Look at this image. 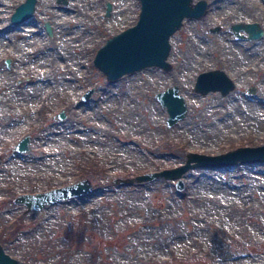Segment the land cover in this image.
I'll use <instances>...</instances> for the list:
<instances>
[{
    "label": "rangeland",
    "instance_id": "rangeland-1",
    "mask_svg": "<svg viewBox=\"0 0 264 264\" xmlns=\"http://www.w3.org/2000/svg\"><path fill=\"white\" fill-rule=\"evenodd\" d=\"M21 1L0 0L4 250L30 264H264V160L193 166L180 190L163 177L112 180L177 165L188 151L264 143V34L238 38L229 28L255 20L264 29V0H207L203 15L183 18L169 36L170 69L144 66L113 81L92 59L136 21L139 0H36L13 24ZM212 68L234 82L226 94L193 90L196 74ZM172 84L186 112L167 126L154 94ZM25 134L29 149L13 150ZM83 177L93 183L87 194L40 210L14 201Z\"/></svg>",
    "mask_w": 264,
    "mask_h": 264
},
{
    "label": "water",
    "instance_id": "water-1",
    "mask_svg": "<svg viewBox=\"0 0 264 264\" xmlns=\"http://www.w3.org/2000/svg\"><path fill=\"white\" fill-rule=\"evenodd\" d=\"M36 0H23L10 15V22L17 23L33 13ZM58 3H67V0H56ZM207 0H139V12L136 21L107 37L97 47L92 63L106 77L113 81L119 76L131 73L144 66H159L165 70L171 68L167 60L170 49L169 36L181 25L183 18L199 17L207 9ZM110 2H105L104 15L110 11ZM50 33V26L45 23ZM230 30L238 38L256 39L264 34V29L258 21H235L230 24ZM5 65L11 63L10 57H5ZM29 76L19 77L16 84L29 80ZM234 87V82L221 68H212L200 71L195 76L193 90L204 94L208 91H219L226 94ZM93 88L86 89L80 96L86 100ZM248 92L254 88L248 86ZM160 105L165 108L166 125L170 126L184 116L186 104L179 93L177 84H172L154 94ZM65 117V111L60 110L55 118ZM29 135L20 137L14 144L13 150L25 152L29 149ZM264 160V143L257 145H240L224 152L207 154L188 151L183 162L157 170L144 171L132 176L115 177L112 180L118 183H139L157 177L175 179L174 186L182 189L181 175L193 166H221L235 162ZM93 190V183L88 177L50 187L45 190L25 191L18 193L14 201L23 204L27 210H40L45 206L70 197L87 194ZM0 264H30L6 252L0 243Z\"/></svg>",
    "mask_w": 264,
    "mask_h": 264
},
{
    "label": "bare ground",
    "instance_id": "bare-ground-1",
    "mask_svg": "<svg viewBox=\"0 0 264 264\" xmlns=\"http://www.w3.org/2000/svg\"><path fill=\"white\" fill-rule=\"evenodd\" d=\"M6 5H7V4H6ZM25 24H28V23H25ZM26 26H27V25H25V27H26ZM22 28H24V27H22ZM22 28H21V29H22ZM27 29H28V27H27ZM29 29H30V28H29ZM27 31H28V30H27ZM31 32H32V31H31ZM17 33H18V32H17ZM19 34H20V33H19ZM27 34H28V33H27ZM27 34H26V35H27ZM32 34H33V33H32ZM2 35H3V34H2ZM33 35H34V34H33ZM12 36H13V35H12ZM31 36H32V35H31Z\"/></svg>",
    "mask_w": 264,
    "mask_h": 264
},
{
    "label": "flooded vegetation",
    "instance_id": "flooded-vegetation-1",
    "mask_svg": "<svg viewBox=\"0 0 264 264\" xmlns=\"http://www.w3.org/2000/svg\"><path fill=\"white\" fill-rule=\"evenodd\" d=\"M12 149H13V147H12Z\"/></svg>",
    "mask_w": 264,
    "mask_h": 264
}]
</instances>
